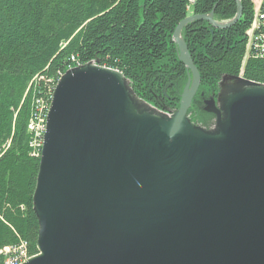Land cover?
Here are the masks:
<instances>
[{
  "label": "water",
  "instance_id": "water-1",
  "mask_svg": "<svg viewBox=\"0 0 264 264\" xmlns=\"http://www.w3.org/2000/svg\"><path fill=\"white\" fill-rule=\"evenodd\" d=\"M234 2L227 22L175 28L188 82L171 116L142 108L113 69L59 79L33 195L38 254L23 264H264V85L239 77L222 108L205 100L214 133L187 116L201 77L181 32L233 27Z\"/></svg>",
  "mask_w": 264,
  "mask_h": 264
},
{
  "label": "trees",
  "instance_id": "trees-1",
  "mask_svg": "<svg viewBox=\"0 0 264 264\" xmlns=\"http://www.w3.org/2000/svg\"><path fill=\"white\" fill-rule=\"evenodd\" d=\"M241 4L242 16L231 28L197 21L181 32L201 77L187 112L194 124L208 125L212 115L203 112V101L217 97L223 77L264 84V60L250 57L243 64L255 0ZM211 12L215 21L227 22L236 3L0 0V264L13 257L5 249L24 245L27 259L38 254L33 195L40 155L29 131L36 101L48 108L64 74L94 63L120 72L142 101L177 111L188 73L178 60L173 32L186 17Z\"/></svg>",
  "mask_w": 264,
  "mask_h": 264
},
{
  "label": "built area",
  "instance_id": "built-area-1",
  "mask_svg": "<svg viewBox=\"0 0 264 264\" xmlns=\"http://www.w3.org/2000/svg\"><path fill=\"white\" fill-rule=\"evenodd\" d=\"M254 17L248 29L247 48L243 64L248 58L264 60V0H255ZM74 61V59H72ZM264 85V84H263ZM36 113L32 118V134L34 141V150L36 155L41 154L44 135L46 132V120L49 107L43 102L36 101ZM5 254L13 255V262L9 264H23L27 261L25 246L22 245L18 250H4Z\"/></svg>",
  "mask_w": 264,
  "mask_h": 264
},
{
  "label": "rangeland",
  "instance_id": "rangeland-1",
  "mask_svg": "<svg viewBox=\"0 0 264 264\" xmlns=\"http://www.w3.org/2000/svg\"><path fill=\"white\" fill-rule=\"evenodd\" d=\"M256 2V1H255ZM188 82V75H187V81H186V84ZM185 84V86H186ZM242 84V82H240L237 78H228V77H223L219 83H218V94H217V97L214 99L215 102H216V106L217 108H222L224 103H225V100L227 99V96L230 94V93H233L234 91H231V86L233 85H240ZM126 85L128 86L129 89H131L132 91V87H131V83L130 81L126 80ZM184 86V88H185ZM183 88V90H184ZM133 93V91H132ZM220 95V96H219ZM219 96V97H218ZM141 100V99H140ZM209 100V99H208ZM142 102V100H141ZM204 102L205 100L203 101V112L204 111ZM219 102V103H218ZM143 107L144 109H148V110H151L155 113H160V114H164V115H168V116H171L173 115L176 111L174 110H168V109H160V108H157V107H154L153 105L149 104V103H146L143 101ZM206 114H209L207 112H205ZM209 115H212V114H209ZM209 119V123H208V127L207 126H203L202 124H200L199 122L198 123H195V125L201 129H203L204 131H207V132H211V133H214L216 131V117L214 115H212V118H208ZM32 124V122L30 123V125ZM29 125V126H30ZM29 131L32 133V131L29 129ZM10 258V257H9ZM8 258V259H9ZM7 259V261H8ZM6 261V262H7Z\"/></svg>",
  "mask_w": 264,
  "mask_h": 264
},
{
  "label": "bare ground",
  "instance_id": "bare-ground-1",
  "mask_svg": "<svg viewBox=\"0 0 264 264\" xmlns=\"http://www.w3.org/2000/svg\"><path fill=\"white\" fill-rule=\"evenodd\" d=\"M177 51H178V49H177ZM31 129H32V126H31ZM43 141H44V139H43ZM42 146H43V144H42ZM41 150H42V148H41ZM40 156H41V154H40ZM9 262H13V257L9 258L8 261L6 262V264H9Z\"/></svg>",
  "mask_w": 264,
  "mask_h": 264
},
{
  "label": "flooded vegetation",
  "instance_id": "flooded-vegetation-1",
  "mask_svg": "<svg viewBox=\"0 0 264 264\" xmlns=\"http://www.w3.org/2000/svg\"><path fill=\"white\" fill-rule=\"evenodd\" d=\"M241 77V76H240Z\"/></svg>",
  "mask_w": 264,
  "mask_h": 264
}]
</instances>
